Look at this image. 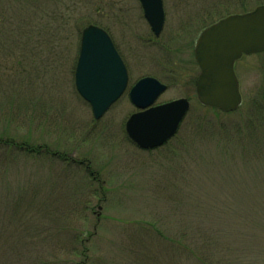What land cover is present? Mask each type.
<instances>
[{
  "label": "rangeland",
  "instance_id": "obj_1",
  "mask_svg": "<svg viewBox=\"0 0 264 264\" xmlns=\"http://www.w3.org/2000/svg\"><path fill=\"white\" fill-rule=\"evenodd\" d=\"M162 4L154 37L138 0H0V264H264V52L235 62L227 114L196 101L193 56L203 28L264 0ZM87 25L128 73L99 119L74 84ZM143 77L166 85L154 105L190 103L148 150L124 130Z\"/></svg>",
  "mask_w": 264,
  "mask_h": 264
},
{
  "label": "water",
  "instance_id": "obj_2",
  "mask_svg": "<svg viewBox=\"0 0 264 264\" xmlns=\"http://www.w3.org/2000/svg\"><path fill=\"white\" fill-rule=\"evenodd\" d=\"M151 31L158 36L164 13L161 0H138ZM264 51V6L244 14H233L204 28L195 40L194 59L199 67L195 81L197 101L227 113L240 103L239 85L233 65L242 55ZM78 94L99 119L123 93L127 85L125 66L110 37L101 28L87 25L81 31L74 73ZM166 86L152 77L139 79L129 91L132 104L140 109L125 123L128 138L143 149L165 143L189 109L179 98L152 106Z\"/></svg>",
  "mask_w": 264,
  "mask_h": 264
},
{
  "label": "trees",
  "instance_id": "obj_3",
  "mask_svg": "<svg viewBox=\"0 0 264 264\" xmlns=\"http://www.w3.org/2000/svg\"><path fill=\"white\" fill-rule=\"evenodd\" d=\"M2 14V12H1V10H0V15ZM3 24H4V21L1 19V16H0V25H2L3 26ZM1 28V27H0ZM3 142H6V144L8 143V144H12L11 142L12 141H10L9 139H6V141H3ZM12 147H15L14 145L12 146ZM16 148H18V149H21L22 147H16ZM28 153H31L32 152V150L31 149H29V150H26Z\"/></svg>",
  "mask_w": 264,
  "mask_h": 264
},
{
  "label": "flooded vegetation",
  "instance_id": "obj_4",
  "mask_svg": "<svg viewBox=\"0 0 264 264\" xmlns=\"http://www.w3.org/2000/svg\"><path fill=\"white\" fill-rule=\"evenodd\" d=\"M246 1V0H245Z\"/></svg>",
  "mask_w": 264,
  "mask_h": 264
}]
</instances>
